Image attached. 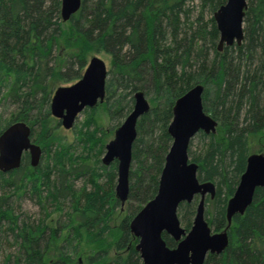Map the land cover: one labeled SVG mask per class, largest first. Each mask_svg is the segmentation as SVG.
<instances>
[{"label":"trees","instance_id":"obj_1","mask_svg":"<svg viewBox=\"0 0 264 264\" xmlns=\"http://www.w3.org/2000/svg\"><path fill=\"white\" fill-rule=\"evenodd\" d=\"M194 1L81 0L67 21L76 37L73 50L58 56L61 0H0V97L17 110L0 121V132L23 120L41 147L36 166L24 152L18 168L0 171V264H143L129 222L156 193L171 143L167 126L174 101L196 84L203 86V109L217 127L215 133L198 132L201 147L192 150L191 139L188 156L198 164V179L215 184L214 196L205 198L208 224L214 231L226 228L229 237L224 251L207 254L203 264H264V187L255 189L243 213L226 219L227 200L245 168L248 135L264 133V0H246L242 42L221 50L213 12L225 0H197V8ZM91 50L109 56L102 103L116 126L132 109L135 91L150 103L136 123L129 192L116 226L117 163L101 159L108 129L95 119L98 104L86 108L74 127L79 154L72 152L76 141L55 138L60 122L49 110L52 79H78ZM78 178L81 187L75 186ZM26 192L35 197L37 219L17 211ZM197 201L198 196L178 206L185 229ZM162 236L175 246L173 238Z\"/></svg>","mask_w":264,"mask_h":264},{"label":"water","instance_id":"obj_2","mask_svg":"<svg viewBox=\"0 0 264 264\" xmlns=\"http://www.w3.org/2000/svg\"><path fill=\"white\" fill-rule=\"evenodd\" d=\"M81 5V0H61L60 18L66 21ZM246 0H225L214 12L213 19L219 32L217 49L243 39V16ZM107 66L98 55H92L81 76L70 85L54 89L49 103L50 114L70 129L79 113L103 102ZM203 86L196 84L174 101L172 117L167 126L171 143L165 154L158 186L149 199L129 222L135 245L143 264H203L207 254H218L227 247L226 228L214 231L205 217V198L215 194L211 180L200 181L198 164L190 160L188 146L198 132L215 133L217 121L203 109ZM150 104L141 90L133 94V105L123 121L115 128L112 139L105 143L102 162L116 160L115 197L123 205L129 192V170L132 144L136 138L138 118L149 110ZM31 126L23 120L8 124L0 132V171L18 168L24 152L29 154L31 166H36L41 147L30 139ZM264 187V152L250 153L238 183L226 203V219L241 214L251 204L256 188ZM195 207L191 226L180 225L179 204L191 202ZM176 241L169 247L162 234Z\"/></svg>","mask_w":264,"mask_h":264},{"label":"rangeland","instance_id":"obj_3","mask_svg":"<svg viewBox=\"0 0 264 264\" xmlns=\"http://www.w3.org/2000/svg\"><path fill=\"white\" fill-rule=\"evenodd\" d=\"M198 4L199 3L197 0L191 3V5L194 8H197ZM67 21L68 20L61 22L62 28H63V34H62V37L60 38L59 42L57 43L58 44V48H57L58 56L63 55L66 51L69 52V51L73 50L69 46H72L75 43V38H76L75 34L74 33L71 34V30L69 28ZM69 37H70L69 45L66 46L65 40ZM92 55H98L99 57H101L105 61L107 69L110 68L109 56L106 53H104L103 51H94V50L88 51L86 53V60L88 61V59ZM74 81L75 80L65 82V81H62L58 78L52 79V83L54 84V89L58 86L70 85ZM2 93H3V90H1L0 94H2ZM85 110H86V108L84 110H82L79 113V115L76 117L74 125L71 129H65L59 123V125H57V127L53 131L55 138L61 137V138H63V141H65L66 143L72 144L73 142L75 143V141H76V146L73 148V151H72L75 154L81 153L82 148H81V144L79 142H77V139L75 138L76 132H74V127H75V125L77 127H79L80 123L84 120ZM15 111H17L16 105L14 103L10 102L7 98H3L1 96L0 97V121H7L11 117V115L13 113H15ZM95 119L100 126L105 128L106 130L108 129V132H107L108 134L106 136L107 142H108L113 137L114 130L117 127L116 125H117L118 121L109 118L108 114L106 113V110L104 109L102 102L98 103V105L95 107ZM57 121H58V119L55 118L54 122L56 123ZM247 139H248V154L256 153L259 151L264 152V133H263V131H260V132L254 133V134H249ZM200 147H201V141H200V138L198 136V133H196L194 135V137L192 138L191 148H192V150L197 151L200 149ZM102 156H103V154L101 155V158H102ZM43 157H44V155H43ZM83 183H84L83 178H78L75 182V184H76L75 186L81 187L83 185ZM19 203H20V208L17 211L19 213H21V217H23L24 215L30 216V219L31 218L37 219L39 217L40 214H39L38 205L35 201L34 195H32L30 192H26L25 195L23 194L22 197L20 198ZM207 207H208V204H206V209H207ZM17 211H15V212H17ZM124 211H125V204H123V205L120 204L119 209L116 210V212L113 216L112 225H114V226L117 225V223L119 222ZM177 215H178V210H177ZM57 216H58L57 212L53 213L54 218H56ZM178 219L180 221V225L182 227H184L183 223L180 220L179 215H178ZM115 236H116L115 233H112L111 236L108 238V242L110 244L112 243ZM2 244H3V242H2ZM2 244H1V246H2ZM81 248H82V250H86V251H90L93 249V248L89 247V245H82ZM111 249H113V246L111 247Z\"/></svg>","mask_w":264,"mask_h":264},{"label":"flooded vegetation","instance_id":"obj_4","mask_svg":"<svg viewBox=\"0 0 264 264\" xmlns=\"http://www.w3.org/2000/svg\"><path fill=\"white\" fill-rule=\"evenodd\" d=\"M77 80V79H76ZM60 122V121H59ZM207 256V255H206Z\"/></svg>","mask_w":264,"mask_h":264}]
</instances>
